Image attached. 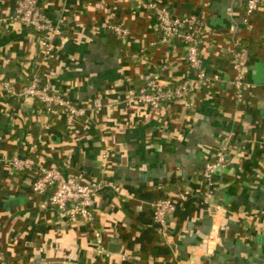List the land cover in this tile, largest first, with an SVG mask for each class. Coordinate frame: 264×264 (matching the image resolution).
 <instances>
[{"label": "crops", "instance_id": "crops-1", "mask_svg": "<svg viewBox=\"0 0 264 264\" xmlns=\"http://www.w3.org/2000/svg\"><path fill=\"white\" fill-rule=\"evenodd\" d=\"M17 1L0 0V78L20 90L40 74L88 111L82 119L50 115L0 88V264H264V0L251 17L245 0H40L60 28L50 60L38 33L11 22ZM143 4L204 22L203 68L218 81L198 83L186 46L165 42ZM114 25L129 29L126 41ZM239 44L250 54L242 102L231 87ZM155 75L167 87L191 80L190 107L135 102ZM223 148L226 163L205 207L200 174ZM15 155L114 186L94 207L106 254L85 222H66L32 191L31 175L10 169ZM167 198L177 210L165 239L152 205Z\"/></svg>", "mask_w": 264, "mask_h": 264}, {"label": "built area", "instance_id": "built-area-1", "mask_svg": "<svg viewBox=\"0 0 264 264\" xmlns=\"http://www.w3.org/2000/svg\"><path fill=\"white\" fill-rule=\"evenodd\" d=\"M263 0H245L246 15L251 17L260 7ZM155 11L158 30L165 42L180 41L186 46V62L189 73L194 75L201 84H211L219 80L207 76L201 58V46L204 42V22L197 15L186 17L174 16L167 7L145 5ZM11 22L20 24L25 29L35 31L40 35L42 53L46 60L53 59L57 53L54 41L60 34V28L55 27L45 15L40 0H18ZM112 31L117 38L124 42L129 35V29L114 25ZM231 62L234 76L231 87L238 102H242L245 90L249 87L246 81L249 50L237 45L233 51ZM193 82L185 79L178 85L167 87L162 79L155 75L148 79L134 95L133 100L140 105H146L152 110L170 107L175 101H181L187 108L190 107L189 96L193 90ZM0 88L12 96L33 99L44 106L50 115L60 111L68 117L82 119L87 114V109L76 105L64 93L54 89L40 74L32 75L29 84L17 90L12 82L0 78ZM226 148L217 153L215 161L209 162L200 174V183L203 187L202 205L212 207L215 196V174L223 169L226 163ZM103 158L107 160V153ZM10 169L16 173H24L33 177L32 191L47 198L53 208L62 213L66 222L81 219L95 233L97 250L106 254V248L100 238V232L95 229L94 207L100 192L107 188L114 189L108 181H84L75 174H65L57 166H48L41 160L30 156L15 155L7 161ZM117 191V190H116ZM178 199L186 203L189 199L187 191H179ZM153 222L159 226L162 237L168 239L171 234V219L177 210V203L172 198L163 199L153 205Z\"/></svg>", "mask_w": 264, "mask_h": 264}]
</instances>
